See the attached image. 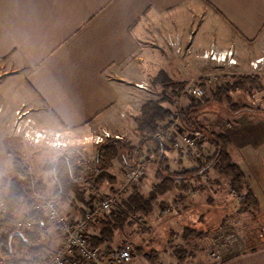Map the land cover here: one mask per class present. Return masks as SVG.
I'll return each mask as SVG.
<instances>
[{
    "label": "crops",
    "instance_id": "crops-1",
    "mask_svg": "<svg viewBox=\"0 0 264 264\" xmlns=\"http://www.w3.org/2000/svg\"><path fill=\"white\" fill-rule=\"evenodd\" d=\"M234 26L241 41L254 42L256 52L236 50L231 39L230 45L222 43L227 35L233 37ZM167 36L179 37L193 51L232 48L248 65L264 47V0H0V147L21 135L14 127L17 109H29L27 116L38 129L63 131L75 138L96 129L124 127L123 114L140 109L139 100L147 93L137 86L146 81L138 69L141 51L163 50L166 66L176 65ZM167 71L172 79L180 74ZM90 146V157H96L97 145ZM22 158L36 181L47 184L50 191L55 185L52 172H35L33 154L24 151ZM4 160L0 158V175L6 172ZM120 163L114 164L122 173ZM115 176L119 179V174ZM155 179L147 172L146 189H152ZM115 186L104 183L102 188L111 191ZM58 200L70 215L80 214L73 203ZM207 207V212L215 210L211 204ZM94 224L89 230L95 235ZM48 227L50 247H58L63 238L53 225ZM195 258L189 254L168 264L208 263L199 253ZM213 264H264V242L229 252Z\"/></svg>",
    "mask_w": 264,
    "mask_h": 264
},
{
    "label": "rangeland",
    "instance_id": "rangeland-1",
    "mask_svg": "<svg viewBox=\"0 0 264 264\" xmlns=\"http://www.w3.org/2000/svg\"><path fill=\"white\" fill-rule=\"evenodd\" d=\"M234 28L232 27L233 32L235 31L233 37L227 35V40L222 43L230 45L232 40L236 50L239 49L240 52L247 53L256 52L254 42L248 38H245L247 41H241L243 36L239 37L238 30L235 26ZM224 36L222 35V38ZM173 37L171 39L170 36H167L169 38L167 42L175 55L172 62L176 65L171 68L165 64L163 50L144 51L142 49L143 51L140 53L142 60L138 69L146 81L137 83V86L146 89L147 93L144 98L139 100L140 109L136 108L123 114L126 119L124 127L116 129V131L106 128L96 129L91 132L92 134H86L90 136L106 130L110 133V137L121 138L125 143L133 145L139 144L144 136L145 138L154 136L162 142L164 152L157 151L156 145L150 141L147 144L146 140L147 145L141 157H137L136 152L128 153L129 150L125 152L122 149L110 166L100 170L96 168V157L93 155L90 158L91 167L85 169L87 172H94L92 180L87 183L91 184L93 181L92 188L94 187L98 194H89L92 188L86 189L83 180L79 185L84 199L77 200L75 194L70 193V198L63 201L69 204L73 203L75 209L80 210L79 215H81L90 205L119 191L114 202V211L123 207L127 198L135 191L145 198L149 196L150 192L154 190L155 184L150 186L151 190L146 189L144 183H147L145 181L147 172H151L153 178L156 177L155 183L164 180L166 176H177L176 172H184V178H172L170 182L172 188L157 195V199L152 203L148 213L130 212L124 227L116 230L113 240L106 242L103 246L114 248L125 240L131 241L135 248L134 264H168L173 258L178 261L189 254H192V258L196 259L198 253L200 258L208 260L207 264H213L221 261L229 252L251 249L264 242V160H262L264 156L261 155L264 153V146L261 145L264 143V47L261 56L253 58L246 65L245 58L243 56L238 58L235 50L232 62L228 57L224 59L222 55L219 56V60H214L206 56L210 48L193 51L188 48L185 42L181 44L179 37ZM214 48L229 55L228 50ZM165 52L169 53V51ZM169 69L179 71L180 74L172 79L167 71ZM167 78L173 82L186 81L185 87L196 85L202 90V93L193 96L181 92L178 95L176 88L170 84L171 82H167ZM242 78L245 82L241 80ZM151 99L171 109L174 112V117L160 121L159 128L154 131L141 133L138 127L139 118L142 117V106ZM192 103L197 104L198 107L196 122L195 120L192 122L194 127L181 120V114ZM196 128H201L209 134L212 132L225 133L229 137L228 151L232 160L244 170L247 185L257 197L258 205L251 207L250 210H244L238 196L230 190L229 175L223 173L215 162L207 166L204 163L202 165L204 170L199 174L197 172L196 177L189 178L190 174H194V172L189 173V168L193 169L200 165V162H205L214 148L209 136L196 131ZM19 136H13L8 146L0 147L3 153L0 158L5 159L6 164L4 166L6 172L1 173L0 182L4 176L13 173V157L22 158L24 151L29 155L33 154V164H36L35 172L48 170L45 168L46 165L54 162L57 156L65 155L64 151L46 143H32L35 146H31L32 144L27 142L23 135ZM185 137H191L194 144L189 145ZM74 140L75 143L81 144L77 138ZM23 141L27 142L28 147ZM85 145H88V150L93 144L87 142ZM123 151L124 153H121ZM8 158L10 160H7ZM171 158H174L175 163H170ZM118 160L121 161L122 173L117 171L115 165ZM179 160L184 165L181 166V163H178ZM23 162L29 165L25 159ZM136 163L144 165L145 175L140 182L127 183L125 170ZM156 168L162 169V177L154 175ZM76 169L78 168L73 167L72 170ZM102 172H104V177L99 183L101 186L99 188V185L94 184V179ZM113 174H119V179ZM2 175L4 176L2 177ZM112 176L115 178L114 180ZM35 182L38 181L35 180ZM104 183L107 187H110L111 184H116V186L113 190L107 191L102 188ZM182 189L184 191H181ZM49 190H45L46 196L51 195L52 189ZM216 192L220 193L219 198L218 195H215ZM60 200L62 201V199ZM209 204L213 205L215 210L207 212L205 208H208ZM215 204L220 205L218 207ZM66 209L69 210L68 207ZM204 212L209 215H202ZM110 213H101L97 218L94 224L97 234L99 233L100 220L108 217ZM211 216L212 220H206V217L210 218ZM48 224L47 232L49 234ZM217 225L220 226L216 230L210 227ZM93 233L94 231L91 235H94ZM15 246L17 251L14 255L16 258L26 259V257L33 256L27 249L20 250L18 243ZM82 264L89 263L82 262Z\"/></svg>",
    "mask_w": 264,
    "mask_h": 264
},
{
    "label": "trees",
    "instance_id": "trees-1",
    "mask_svg": "<svg viewBox=\"0 0 264 264\" xmlns=\"http://www.w3.org/2000/svg\"><path fill=\"white\" fill-rule=\"evenodd\" d=\"M170 78V77H169ZM167 78L173 87L176 88V93L179 95L183 92L186 81L173 82ZM241 80L244 81V78ZM245 82V81H244ZM198 116L197 104H190V106L181 114V120L187 125L193 126L192 122H196ZM174 117V112L168 107L159 104L155 100H148L142 106V117L139 118V131L141 133L145 131H154L159 128L160 121L166 118ZM191 124H188L190 123ZM196 126V124H195ZM194 127V126H193ZM191 127V128H193ZM196 131L203 133V135L209 136L211 143L213 144V151L207 156L205 162L201 163L197 167L190 169L189 178L196 177L199 172L203 171V164L205 166L217 163L220 170L229 175L230 177V190L234 195H237L241 206L244 210H250L259 204V201L250 187L247 185V178L244 170L241 166L232 160L231 154L228 151L229 137L225 133H208L201 128H196ZM150 142L156 145L157 151L164 152V146L160 140L156 137H147L141 140L137 145L131 143H125L121 138L108 137L106 140L97 145L96 148V168L105 169L110 166L113 159L116 158L120 151L136 152L137 157H141L145 151V146ZM154 140V141H153ZM150 141V142H149ZM121 152V153H124ZM126 162V161H124ZM13 173L9 176H5L1 180V190L5 196L7 204V212L0 215V245L5 243L9 245V237L15 231L12 229L13 222L21 216L24 208L26 217L35 222V225L24 234L28 239V243L21 237H14L11 249L10 246L3 250L5 255H13L15 253V245L18 243L20 250L27 249L32 255H40L44 250L48 249L51 245V237L47 232V220L41 213L32 210L33 205L38 200L37 194H42L47 189V186L43 182H35L33 174L30 172L29 165L23 162V158L15 156L13 157ZM50 170L55 180V185L52 188L51 195L48 197H56L62 200H68L70 193H74L77 199L83 200V194L80 192V183L87 177L92 176L94 172H84L78 168L72 170L69 160L66 155H59L54 162L45 166ZM97 169H95L97 171ZM198 172V174H197ZM177 176H166L164 180L155 184L154 190L150 192L147 198L143 197L139 192L131 194L123 207H119L109 214L105 219L100 220L99 233L91 235V242L93 245H103L108 241H112L116 230H120L124 227L128 214L132 211H141L148 213L151 210L152 203L157 199L158 194H162L172 188V178H184V172H176ZM188 173V172H186ZM161 175V176H160ZM157 177L163 176L162 169H157ZM104 172L100 173L95 179L94 184L99 185L103 180ZM113 178V176H112ZM115 178H113L114 180ZM5 229H9V234H3ZM194 231V229H193ZM16 242V243H15ZM107 248H110L107 246ZM156 256V254H155Z\"/></svg>",
    "mask_w": 264,
    "mask_h": 264
},
{
    "label": "built area",
    "instance_id": "built-area-1",
    "mask_svg": "<svg viewBox=\"0 0 264 264\" xmlns=\"http://www.w3.org/2000/svg\"><path fill=\"white\" fill-rule=\"evenodd\" d=\"M232 49L229 50V55L224 52H219L215 48L207 51L206 56L214 60H219V56L230 59L234 57ZM225 55V56H223ZM235 62V60H233ZM202 90L196 85H188L184 88L183 94H190L193 96L201 95ZM25 104H23L24 106ZM30 113L29 109H17L14 127L18 133L23 135L24 139L29 143H46L54 148L64 151L70 165L75 168H80L87 173L86 167H91L90 155L85 145H98L110 137V133L102 130V133H94L93 135H84L82 138H77L70 134H65L61 131H50L46 129H38L34 122L27 115ZM92 134V133H91ZM66 137V139H65ZM74 138V139H73ZM65 139V140H64ZM184 139V137H183ZM189 145H193L191 137H185ZM89 140V141H88ZM42 145V144H40ZM72 167V168H73ZM145 175L143 164H135L125 170V178L127 183H137L142 180ZM92 180V176L84 179L85 188H92L91 184L87 182ZM119 191L114 194H109L100 202L90 205V207L82 212L78 217H72L62 208L58 198L48 197L46 195L37 194L38 200L32 207V210L44 215L47 223L53 225L59 235L62 236L63 242L59 247L49 248L41 255H33L26 257V259L16 258L13 254L5 255L3 250L7 249L9 245L3 243L0 245V264H82L88 262L89 264H134L135 248L131 241L125 240L121 245L114 248H105L103 245L95 246L91 242L90 226L96 223L97 218L101 213H109L113 211L114 202ZM89 194H98L94 187ZM7 212V204L5 196L1 190L0 182V215L3 216ZM35 225V222L24 215L17 218L13 224L12 229L20 230L22 232L30 230ZM3 234L8 235L9 229H5Z\"/></svg>",
    "mask_w": 264,
    "mask_h": 264
},
{
    "label": "water",
    "instance_id": "water-1",
    "mask_svg": "<svg viewBox=\"0 0 264 264\" xmlns=\"http://www.w3.org/2000/svg\"><path fill=\"white\" fill-rule=\"evenodd\" d=\"M16 236L21 237L23 240L26 241V243H28V239H27V237L25 236L24 232H22V231H20V230H16V231H14V232L10 235V237H9V246H10V249H11L12 241H13L14 237H16Z\"/></svg>",
    "mask_w": 264,
    "mask_h": 264
},
{
    "label": "bare ground",
    "instance_id": "bare-ground-1",
    "mask_svg": "<svg viewBox=\"0 0 264 264\" xmlns=\"http://www.w3.org/2000/svg\"><path fill=\"white\" fill-rule=\"evenodd\" d=\"M227 53H229V50H228V52H227ZM231 53H232V56H233V54H234V53H233V52H231Z\"/></svg>",
    "mask_w": 264,
    "mask_h": 264
}]
</instances>
